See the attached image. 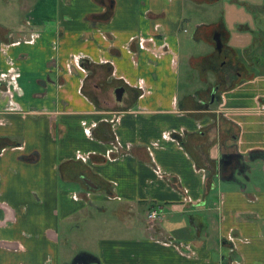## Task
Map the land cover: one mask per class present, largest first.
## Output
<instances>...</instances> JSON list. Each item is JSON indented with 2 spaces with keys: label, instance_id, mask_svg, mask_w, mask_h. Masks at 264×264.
Listing matches in <instances>:
<instances>
[{
  "label": "crops",
  "instance_id": "0c3cea01",
  "mask_svg": "<svg viewBox=\"0 0 264 264\" xmlns=\"http://www.w3.org/2000/svg\"><path fill=\"white\" fill-rule=\"evenodd\" d=\"M213 1L31 0L0 27V264H264V0L229 24ZM214 32L234 73L197 90Z\"/></svg>",
  "mask_w": 264,
  "mask_h": 264
},
{
  "label": "rangeland",
  "instance_id": "374dc122",
  "mask_svg": "<svg viewBox=\"0 0 264 264\" xmlns=\"http://www.w3.org/2000/svg\"><path fill=\"white\" fill-rule=\"evenodd\" d=\"M30 2L31 0H0V27L13 28L21 24L20 22L22 21L23 15L26 10L25 8ZM204 7L206 8H202L200 11L198 10L199 17L203 16L204 20L206 21H212L214 18L223 21V16H225V23L229 24L231 20H234L233 17L241 16V12L243 11L245 4L242 0H216L210 3H206ZM241 18H244V16L242 15ZM194 29L195 25L189 30L192 33ZM1 31L2 30H0V32ZM213 51H216V56H219V59H222L224 53L226 52V49H222L220 52H218L217 50H215V44H213V42L206 43L205 41H200L198 45L192 49V53L195 55H203L205 53H210ZM236 59H238L237 55ZM222 67L224 66L222 65L219 68L217 66L214 77H212V71L206 69V71H204L205 77L203 79L201 72L196 69L197 71L194 72V81L192 86L198 87L197 90H200L202 85L205 87L209 82H211L209 83L210 85L218 83V85H220V88H223L225 83L222 80ZM181 82H184L183 78L181 79ZM185 90L186 89H180V94L184 95ZM210 93L211 92H208L206 94L207 100H210ZM107 218L108 216L104 220H107ZM77 234L78 235L75 236V239H73L69 238L68 232H64L62 236L64 237L63 240L66 241L62 242V244L64 245L63 248H69L72 252H74V255L77 254V252H79L81 248H83L82 246H88L90 249H93L94 245L91 238H84L85 233L81 231H78ZM86 240L87 243H85Z\"/></svg>",
  "mask_w": 264,
  "mask_h": 264
},
{
  "label": "water",
  "instance_id": "95a60500",
  "mask_svg": "<svg viewBox=\"0 0 264 264\" xmlns=\"http://www.w3.org/2000/svg\"><path fill=\"white\" fill-rule=\"evenodd\" d=\"M213 38H214V41H215V49L217 51H220L221 48H222V42L220 40V35L218 32H214V35H213ZM122 91V89H116V92H117V97H119V94L120 92ZM86 183L90 186H94V184L88 180V179H85ZM98 261L96 258L94 257H91L90 255H87L85 253H80L78 255H76L72 261H71V264H87L89 261Z\"/></svg>",
  "mask_w": 264,
  "mask_h": 264
},
{
  "label": "built area",
  "instance_id": "2783aa9c",
  "mask_svg": "<svg viewBox=\"0 0 264 264\" xmlns=\"http://www.w3.org/2000/svg\"><path fill=\"white\" fill-rule=\"evenodd\" d=\"M161 217V212L158 208H152L147 213V220L149 222H155Z\"/></svg>",
  "mask_w": 264,
  "mask_h": 264
},
{
  "label": "flooded vegetation",
  "instance_id": "af4514ba",
  "mask_svg": "<svg viewBox=\"0 0 264 264\" xmlns=\"http://www.w3.org/2000/svg\"><path fill=\"white\" fill-rule=\"evenodd\" d=\"M221 50H222V48H221ZM220 50V51H221ZM224 55H226V54H224ZM222 65H224V67L227 69V71H229L230 73H234V69H233V66H232V64L231 63H228L227 61H226V58L225 57H223V59H222ZM235 72L237 73V71L235 70Z\"/></svg>",
  "mask_w": 264,
  "mask_h": 264
},
{
  "label": "trees",
  "instance_id": "16d2710c",
  "mask_svg": "<svg viewBox=\"0 0 264 264\" xmlns=\"http://www.w3.org/2000/svg\"><path fill=\"white\" fill-rule=\"evenodd\" d=\"M12 144H14V143H12Z\"/></svg>",
  "mask_w": 264,
  "mask_h": 264
}]
</instances>
